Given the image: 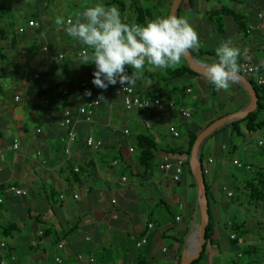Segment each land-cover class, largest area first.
<instances>
[{"label": "crops", "instance_id": "crops-1", "mask_svg": "<svg viewBox=\"0 0 264 264\" xmlns=\"http://www.w3.org/2000/svg\"><path fill=\"white\" fill-rule=\"evenodd\" d=\"M101 2L117 6L126 23L145 24L170 15L174 0H141L144 18L128 0L124 7L109 0H62L61 7L80 13ZM53 6L51 0L29 3L27 8L35 11L19 10L22 23L0 26L5 55L0 58V182L28 193L6 197L0 205V244L7 245L9 264H183L184 254L200 240L202 219L187 155L189 134H201L217 120L244 111L250 96L239 82L214 96L203 76L166 81L168 70L186 65L182 59L166 70L146 66L134 86L145 94L155 89L156 96L190 111L192 119L170 111L128 112L113 86L105 90L93 85L95 65L80 64L81 54L91 50L66 35L67 20L76 17L59 24L50 12ZM263 7L264 0H183L178 17L200 40L199 49L192 51L207 53L195 60L215 62L216 48L231 41L242 52L239 66L255 63L264 74V30L256 28ZM217 16L222 18L221 31L212 21ZM30 19L39 27L26 28ZM21 27L26 28L23 34ZM150 74L164 80L156 86ZM94 100L101 106L87 123L78 109ZM66 108L78 119L71 157L65 153L67 129L61 127ZM259 121H264V112ZM230 125L208 137L200 149L208 170L211 234L205 251L191 264H246V255L247 264H264V196L254 191L262 190L258 185L264 172V127L250 133L242 124L238 136ZM172 127L180 137L171 133ZM90 136L103 141L104 147L89 149ZM141 138L156 144L148 166L141 159ZM180 158L187 161L181 181L175 182V172H165L162 166ZM234 159L252 169L236 168ZM252 193L261 200H254ZM144 238L148 244L137 247Z\"/></svg>", "mask_w": 264, "mask_h": 264}, {"label": "clouds", "instance_id": "clouds-1", "mask_svg": "<svg viewBox=\"0 0 264 264\" xmlns=\"http://www.w3.org/2000/svg\"><path fill=\"white\" fill-rule=\"evenodd\" d=\"M66 35L91 50L80 64L95 65L92 83L105 90L117 83L125 88L134 86L146 66L174 68L190 50L200 47L197 32L183 18L167 15L145 24H129L117 6L103 2L86 8L74 20L68 19ZM241 55V49L231 41H223L216 48L217 60L203 73L215 90H228L237 83ZM125 66L133 69L131 76Z\"/></svg>", "mask_w": 264, "mask_h": 264}, {"label": "built area", "instance_id": "built-area-1", "mask_svg": "<svg viewBox=\"0 0 264 264\" xmlns=\"http://www.w3.org/2000/svg\"><path fill=\"white\" fill-rule=\"evenodd\" d=\"M18 1V0H15ZM147 1V0H142ZM258 19L260 20V25H258L256 28L264 30V7L262 11L258 14ZM39 24L36 20L30 19L27 23L26 28H38ZM25 27H21L19 29V32L21 34L25 33L26 31ZM88 54L87 51H84L81 56H86ZM61 58H64L63 56ZM240 73H242L246 77H252L255 78V81L257 82L258 86L262 87L264 86V74L262 73V68L255 64L250 62H243L240 64ZM126 72L129 75V69L130 67L125 66ZM36 78H39V76H36ZM192 91L189 90L188 93H191ZM113 94L115 96H122L123 98V106L126 111L128 112H146V111H154V112H164V111H170L177 113L181 118L185 120L192 119V113L188 111L185 107L176 104L175 102H169L165 101L163 97L156 96V97H143L140 95V93L137 91V88L134 86L129 85L127 88L125 86L117 83L113 86ZM63 95L66 97L69 95L68 91H64ZM101 106V102L98 100H94L86 104L85 106H82L78 109V113L84 118V120L87 123H92L94 116L96 114L97 109ZM78 119L76 118L74 114V110L72 108H66L64 110L63 119L61 122V127L67 129V135H66V149L65 153L68 157H71L72 155V146L76 143L78 139ZM171 133L175 137H180V133L177 131L175 127H172L170 129ZM126 135H129V131H125ZM262 145V143H261ZM86 146L89 149L98 151L101 150L104 147V142L101 140L95 139L93 136L88 137L86 141ZM14 148L17 150L19 149V143H16ZM131 152H134V149L132 148L130 150ZM186 161L184 159H177L175 163H168L162 166V170L165 172L174 171V181L180 182L181 178L184 174V167L186 165ZM213 161L211 160L210 163ZM115 165H118V162H115ZM233 165L240 169V170H248L250 171L252 167L250 165H246L245 163H242L238 159L233 160ZM205 174L208 173V170H205ZM75 172L79 173L80 168L76 167ZM124 181L127 180V178L123 179ZM27 191L20 189L14 185H5L4 183L0 182V205H3L6 201V197H24L27 196ZM230 196L232 194L230 193ZM78 198V196H76ZM153 226L150 225V228ZM233 239L235 236L232 237ZM148 244V240L146 238L142 239L140 242H138L137 247H142L144 245ZM62 248L63 246L60 245ZM13 261L16 260L15 257L11 258ZM82 259V256L80 257ZM58 262H61V260H58ZM93 263L94 260H91ZM0 264H9V260L7 258V245L5 243L0 244Z\"/></svg>", "mask_w": 264, "mask_h": 264}, {"label": "trees", "instance_id": "trees-1", "mask_svg": "<svg viewBox=\"0 0 264 264\" xmlns=\"http://www.w3.org/2000/svg\"><path fill=\"white\" fill-rule=\"evenodd\" d=\"M109 1L111 4H116V5L122 6L123 1H126V0H109ZM128 1L131 2L132 4H134V6L139 11L140 17L144 18V15L142 14V11L140 10V7H139L141 0H128ZM123 7H124V5H123ZM3 10H4L3 6L0 7V26L2 25L3 19H4L3 15H2V13L4 12ZM234 18L236 19V22L240 26H246L245 23H243V20L239 19L238 16H235ZM212 21L218 27V29L221 31V29L223 28L222 18L217 16L216 19H212ZM242 30L246 31V28L244 27ZM2 33H3V31L0 27V34H2ZM190 51H191L193 57L199 61L203 58V56H205L207 54V53H204L202 51H200L198 54L193 52L192 50H190ZM208 55L212 56V54H208ZM0 58L5 59L4 49L1 46H0ZM183 60L185 61L184 58H183ZM166 76L168 77L166 81H182L186 77H189V76L200 77L199 74H197L191 70V68L189 67L187 62H186V65L182 68H178L175 70H168L166 73ZM149 77H150V79H152V82L156 86L164 80L163 76L157 75V74H150ZM250 81L253 83V85H254L257 93H258L259 107L254 113H251L246 119L235 121L230 125V128H231L233 134H236L238 136L242 134V124H246V130L250 133L257 132L264 127V121H259L260 115L264 112V86H262V87L258 86L257 82L253 78H250ZM210 89L212 91V94L214 96H217L219 90H215L211 84H210ZM137 91L143 97H147V98L156 97L155 89L153 90L152 94L151 93L145 94L139 88H137ZM223 129L224 128L219 129L218 131L213 133L210 137H213L214 135L221 133L223 131ZM199 135H200L199 132H191L189 134L190 143H189V149L187 152V155L189 157L191 156L193 146H194ZM139 146L142 150L141 159L148 166L149 161L151 160L152 155H153L152 151L155 150L156 144L151 139L141 138V139H139ZM200 160L202 161V163H204V158H203L202 154H200ZM205 176H206V174H205ZM258 186L262 187V190L256 188L257 191L256 190H254V191L257 192L258 194H260L261 196L262 195L264 196V172L262 174H260V180H259ZM253 198H254V200H257V201L261 200L257 195H254V194H253ZM210 234H211V226L209 225L208 226V232H207V239L208 240L210 239Z\"/></svg>", "mask_w": 264, "mask_h": 264}, {"label": "water", "instance_id": "water-1", "mask_svg": "<svg viewBox=\"0 0 264 264\" xmlns=\"http://www.w3.org/2000/svg\"><path fill=\"white\" fill-rule=\"evenodd\" d=\"M182 2L183 0H174L173 8L170 15H176L178 17V13ZM184 59L192 71L204 77L203 73L207 65L196 61L191 51L186 57H184ZM237 82H239L245 88L246 92L250 96L251 103L249 107L242 112H238L236 114L224 117L212 123L198 136L191 152L190 167L196 179L199 190L202 219H201V229H200V240L193 251L184 254L183 264H191L194 260L200 258L202 253L205 251V247L208 242L207 232L210 222V204H209V198L207 192V183H206L204 165L200 160V149L204 141L208 137H210L213 133H215L216 131H218L227 124H232L235 121L246 119L251 113H254L259 107V96L250 79L239 72Z\"/></svg>", "mask_w": 264, "mask_h": 264}, {"label": "rangeland", "instance_id": "rangeland-1", "mask_svg": "<svg viewBox=\"0 0 264 264\" xmlns=\"http://www.w3.org/2000/svg\"><path fill=\"white\" fill-rule=\"evenodd\" d=\"M37 1H40V0H20V2H18V1L16 2L14 0H0V7L3 6V8H4V10H3L4 12L2 13L3 18H4L2 24L6 25L8 23V24H11L12 27H15L19 24V22L22 23L19 10L24 9L27 13H30L31 11H35L34 9L29 10L27 8V5L29 3H36ZM67 1H69V0H67ZM51 2L56 3V7L53 6L52 11L50 10V12H54V15H55V17H57L59 24H62L61 21H63V23L66 22L67 17H77L79 14L77 9L63 10L61 7L62 6V0H51ZM60 2H61V4L59 5ZM146 4L149 5L150 3L146 2ZM51 7H52V5L49 6V8H51ZM22 14L23 13H21V16H22ZM57 27H59V26H57ZM247 78H249V77H247ZM250 78H252V77H250ZM253 79H255V78H253ZM176 143L180 144L181 140L180 139L176 140ZM261 259L263 260L262 256H261ZM245 262H246V264L249 262L248 255H246Z\"/></svg>", "mask_w": 264, "mask_h": 264}]
</instances>
